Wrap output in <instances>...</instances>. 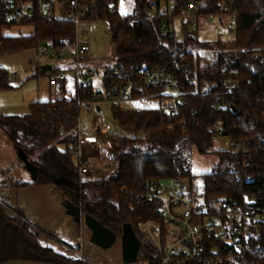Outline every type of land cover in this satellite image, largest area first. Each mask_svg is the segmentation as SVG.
Returning <instances> with one entry per match:
<instances>
[{"label":"trees","instance_id":"obj_1","mask_svg":"<svg viewBox=\"0 0 264 264\" xmlns=\"http://www.w3.org/2000/svg\"><path fill=\"white\" fill-rule=\"evenodd\" d=\"M94 1L101 13L100 20L108 23L116 65L124 69L158 65L175 70L177 62L181 72L189 70V83L179 72L182 82L186 83L185 102L171 127L162 123L159 106L123 111L119 103L109 104L111 119L118 129L105 138L116 142L118 159L115 170L103 179L80 178L69 152L76 135L72 131L74 120L67 121L66 116L82 114V110L76 107L78 100L84 108L92 106L84 91H78L63 81L58 88V99L32 103L28 114L23 116H0V131L9 144L15 151L22 150L37 169L36 180L1 181L0 186L8 188L12 195L0 200V264L12 261L90 264L67 255L59 249L60 246L55 248L49 244L48 240L52 241L53 236L25 218L17 205V194L30 186L52 187L63 203L79 207L83 214L89 213L120 238L124 224H131L138 235L137 225L154 220L158 208L157 204L146 202L131 204V195L139 194L144 185L152 183L174 179L191 181V150L202 154L210 151L218 139L214 131L217 124H222L224 134L240 150L214 152L226 164L201 176L206 199L228 197L233 195L234 189L243 192L244 187L235 183L236 178L252 169L259 175L264 169V145L251 157L247 171L243 167L249 159L243 148L249 149L252 156L256 144L259 141L264 144V0L237 1L232 39H217L212 44L200 42L196 29L189 31L190 21L185 15L196 6L199 27L209 16L218 13L224 0H174L169 14L166 13L168 0H132L133 11L127 16L118 12L122 0ZM152 5L155 7L153 16L150 14ZM175 20L182 21L183 39L180 41L174 33ZM162 24L168 32L166 37L161 36ZM28 25L33 27V34L25 37L2 36V31L12 26L0 24V56L31 49L38 51L40 46L60 53L70 51L74 44L75 27L70 20L53 17ZM199 51L212 52L211 64H206L207 60L202 59ZM11 84L8 74L0 69V90L12 89ZM147 94L150 97L144 100L159 101L162 98L157 88L150 89ZM53 108L67 110L66 116H59L56 111L49 117L55 129L68 133L66 137L62 138L59 131L49 130L43 121ZM250 125L253 129H249ZM252 136L257 139L255 144L246 145ZM58 146L66 150L60 151ZM86 204L90 206L89 212ZM137 263L157 264V256L146 248L139 253ZM187 264H202V261L197 259Z\"/></svg>","mask_w":264,"mask_h":264},{"label":"built area","instance_id":"obj_2","mask_svg":"<svg viewBox=\"0 0 264 264\" xmlns=\"http://www.w3.org/2000/svg\"><path fill=\"white\" fill-rule=\"evenodd\" d=\"M237 1L241 0H224L218 7V13L215 16H209L205 23L218 22L220 26L226 27L227 36L233 37ZM58 3L64 4L65 13L75 27V40L70 52L74 62L71 86L78 91H84L89 103L93 106L92 123L87 128H83L82 114L78 117H74L73 114L66 116L67 110L62 111L56 108L49 111L43 117V121L49 130L58 132L53 121L49 120L52 113L57 111L59 116H66L67 121L74 120L72 131L76 135V141L70 146L69 152L81 178L92 176L97 172L92 159L83 154V138L106 137L113 129H118L117 126L112 128L106 122L100 104L145 99L150 97L147 94L150 89L157 88L162 95L159 100L161 121L167 127H171L185 102L186 83L182 82L181 74L189 83V70L185 73L181 72L177 62L174 64L175 70L158 65L135 66L131 69L115 65L94 70L82 67L81 61L88 54L89 47L79 42L78 27L82 22L101 21V13L96 8L94 0H0V24L16 27L38 20L47 21L55 17ZM173 4L174 0L167 1L166 13L169 14L172 11ZM196 10L197 7L193 6L185 15V19L190 21L189 29L191 30L198 27ZM154 11L155 7L152 5L151 16ZM167 35L168 32L162 24L161 36ZM38 54L56 61H61L64 56V52L57 53L47 46H40ZM48 73V89L53 101L60 97L58 91L60 84L69 80L68 72L52 67ZM9 80L12 84L17 83L19 76L10 74ZM76 107L81 110L84 108L80 100L77 101ZM57 120H60V117H57ZM249 129L253 127L250 125ZM214 131L218 139L227 140L230 152L240 150V147L224 134L222 124H217ZM59 132L62 138L68 135L62 131ZM256 140L252 136L246 141V145H251ZM263 145V142L259 141L252 156L249 149L243 148L246 157H249L248 162L243 164L246 171L252 162L251 157L253 154L256 155ZM263 173L264 169L259 172V175L257 171L254 173L253 169L242 172L235 183H241L244 187L243 192L234 189L233 195L210 200L205 198L203 191L199 193L192 188L181 187L179 179L170 180L173 184L172 189L175 190L172 192H168L160 183L144 185L139 194L131 195L130 203L134 205L144 202L152 203L157 204L158 208L154 220L137 225V237L141 244L140 252L150 248L157 256V264H187L197 259L201 260L202 264H262L264 260ZM5 193L6 190L0 191V200L8 198ZM87 238L88 231L81 224L80 243L76 249L62 242L59 243L55 237L52 241L58 244L67 255L85 261L83 256Z\"/></svg>","mask_w":264,"mask_h":264},{"label":"rangeland","instance_id":"obj_3","mask_svg":"<svg viewBox=\"0 0 264 264\" xmlns=\"http://www.w3.org/2000/svg\"><path fill=\"white\" fill-rule=\"evenodd\" d=\"M133 11L132 0H122L119 4L118 12L121 16L131 15ZM55 18L59 20H69V16L65 13L63 3H58L55 10ZM187 20V18H186ZM181 20H175L173 23L174 33L177 40L183 39L181 32ZM189 31H193L189 29ZM197 38L202 43H215L217 39L223 41L231 40L232 37L227 36L225 26H220L218 22L204 23L202 22L198 29L195 30ZM33 27L31 25L16 26L8 30L2 31V36H31ZM79 42L87 44L89 52L81 61V66L89 69H101L104 67H114L117 63L114 47L111 43L106 21L82 22L78 27ZM222 37V38H221ZM71 50L64 52L61 61L45 58L38 54L37 49L25 50L20 53H12L0 56V69L8 74L19 76L17 83L11 84L12 89L0 90V116H23L28 114L29 105L35 102H47L51 100L47 76H43L38 72L42 65H50L57 70L69 71L73 69L74 62L71 58ZM203 60H207L206 64L212 62V52L199 51ZM73 73L68 72V81L71 86ZM10 81V80H9ZM70 90V89H69ZM111 103H101L102 115L106 122L114 128L115 125L110 115ZM123 111H137L154 109L159 106L158 100L137 99L133 101H125L119 103ZM92 112L88 113V108H83L81 115V124L83 128L92 123ZM114 130V129H113ZM116 132V130H115ZM60 151L66 150L63 146H58ZM218 151H229L227 140L216 139L213 148L206 154H202L195 149H192L191 155V174L193 179L181 180L180 186L185 189L192 188L196 192H202L201 176L212 173L216 169L225 166L226 163L221 162L219 156L214 153ZM83 154L92 159L93 164L97 168V172L91 177L94 179H103L115 170L118 159V147L114 140L106 139L105 137L83 138ZM9 179L15 181H29L30 174L24 169L23 164L17 157V151L9 144L6 137L0 131V184L1 181L8 182ZM168 192H172L173 184L170 180L160 183ZM6 190L5 196L10 197L12 193L6 187L0 186V191ZM175 191V190H173ZM20 198L28 205H31L30 200L38 206L37 213L45 215L49 219L55 216V219L63 220L59 225L58 233L65 242H71L72 248L76 249L80 243L81 225L75 224L69 216L62 214L61 197L53 192L49 187L42 186L36 189L19 190ZM58 240V239H57ZM59 241V240H58ZM55 248H59L54 241L48 240ZM61 249V248H59ZM62 250V249H61ZM83 259L90 264H124L121 257V242L117 238L112 247L107 250H102L89 242V237L85 242V250ZM142 264V263H136Z\"/></svg>","mask_w":264,"mask_h":264},{"label":"water","instance_id":"obj_4","mask_svg":"<svg viewBox=\"0 0 264 264\" xmlns=\"http://www.w3.org/2000/svg\"><path fill=\"white\" fill-rule=\"evenodd\" d=\"M50 65H43L40 69V74L45 75L51 71ZM234 109L231 108V111ZM237 114V112H233ZM17 157L23 164L24 169L30 174L32 180L37 178V169L27 160L26 155L22 150L17 151ZM65 213L75 224H83L90 232L89 242L99 247L102 250H107L113 246L117 237L114 233L107 230L100 222L95 220L89 213H82L79 207L63 203ZM86 209L89 212L90 206L86 204ZM121 257L124 264H136L140 252V241L131 224H124L121 228ZM5 264H43L30 261H12Z\"/></svg>","mask_w":264,"mask_h":264},{"label":"crops","instance_id":"obj_5","mask_svg":"<svg viewBox=\"0 0 264 264\" xmlns=\"http://www.w3.org/2000/svg\"><path fill=\"white\" fill-rule=\"evenodd\" d=\"M43 66V65H42ZM69 84L70 81H67ZM66 83V84H67ZM67 84V85H68ZM93 106H91L88 109V113L92 112ZM42 186H30L28 189H36ZM49 187L53 192H55L52 187ZM56 193V192H55ZM61 208H62V214L66 215L65 209L63 207V201L61 198ZM31 205H28L27 202L25 203L23 201V198H20V194H17V205L21 212L24 214L25 218L32 223L34 226L39 228L40 230L48 233L49 235H52L53 237L57 238L59 241H61L64 244L72 245L71 242H65L60 236L61 234L58 233L59 231V225L63 222V220H56L55 216H51L49 219L45 218V215L37 213L38 206L42 207L43 205H33L36 204L34 201L30 200ZM67 216V215H66ZM88 231V230H87ZM90 236V233L88 231V237Z\"/></svg>","mask_w":264,"mask_h":264}]
</instances>
